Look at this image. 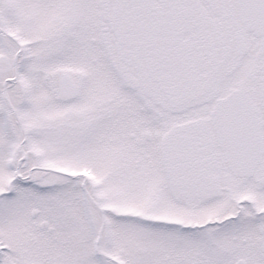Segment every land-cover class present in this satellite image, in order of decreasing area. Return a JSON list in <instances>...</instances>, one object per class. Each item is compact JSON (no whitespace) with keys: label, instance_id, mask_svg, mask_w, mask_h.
<instances>
[{"label":"snow or ice","instance_id":"snow-or-ice-1","mask_svg":"<svg viewBox=\"0 0 264 264\" xmlns=\"http://www.w3.org/2000/svg\"><path fill=\"white\" fill-rule=\"evenodd\" d=\"M0 264H264V0H0Z\"/></svg>","mask_w":264,"mask_h":264}]
</instances>
